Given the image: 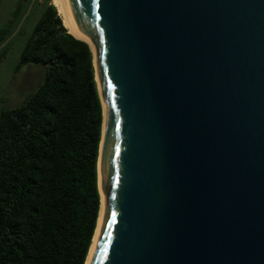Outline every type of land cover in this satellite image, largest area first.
I'll list each match as a JSON object with an SVG mask.
<instances>
[{
    "label": "water",
    "instance_id": "water-1",
    "mask_svg": "<svg viewBox=\"0 0 264 264\" xmlns=\"http://www.w3.org/2000/svg\"><path fill=\"white\" fill-rule=\"evenodd\" d=\"M66 1L105 122L88 264H264V0Z\"/></svg>",
    "mask_w": 264,
    "mask_h": 264
},
{
    "label": "trees",
    "instance_id": "trees-1",
    "mask_svg": "<svg viewBox=\"0 0 264 264\" xmlns=\"http://www.w3.org/2000/svg\"><path fill=\"white\" fill-rule=\"evenodd\" d=\"M29 19L17 70L41 65L44 77L23 105L0 109V264H86L102 206L94 54L53 0H16L0 48Z\"/></svg>",
    "mask_w": 264,
    "mask_h": 264
},
{
    "label": "rangeland",
    "instance_id": "rangeland-1",
    "mask_svg": "<svg viewBox=\"0 0 264 264\" xmlns=\"http://www.w3.org/2000/svg\"><path fill=\"white\" fill-rule=\"evenodd\" d=\"M42 1V0H41ZM16 0H0V28L7 23ZM36 19L23 20L10 40L0 60V109L23 105L36 91L44 77L41 65L29 64L17 70L24 47L30 38ZM9 42V41H8Z\"/></svg>",
    "mask_w": 264,
    "mask_h": 264
},
{
    "label": "bare ground",
    "instance_id": "bare-ground-1",
    "mask_svg": "<svg viewBox=\"0 0 264 264\" xmlns=\"http://www.w3.org/2000/svg\"><path fill=\"white\" fill-rule=\"evenodd\" d=\"M53 3L56 5V7L58 9V12L60 13L62 21H63L65 27L67 28V30L73 36H75L76 38L85 39V37L83 36L78 24L76 23L75 19L72 16V13H71V11L69 9L67 1L66 0H53ZM91 46H92V44H91ZM92 48H93V46H92ZM104 132H105V122H104V127H103V138H104ZM103 205H104V203H103ZM102 214H103V208H102L101 216H100V219H99V226H100ZM98 230H99V227H98L97 232L95 234L94 241H93V244H92V247H91V250H90V254L88 256L86 264L89 263V260H90V257H91V253H92L93 247L95 245V241H96V237H97V234H98Z\"/></svg>",
    "mask_w": 264,
    "mask_h": 264
}]
</instances>
